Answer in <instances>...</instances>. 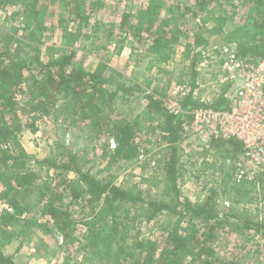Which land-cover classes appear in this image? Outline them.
<instances>
[{
	"label": "trees",
	"instance_id": "trees-1",
	"mask_svg": "<svg viewBox=\"0 0 264 264\" xmlns=\"http://www.w3.org/2000/svg\"><path fill=\"white\" fill-rule=\"evenodd\" d=\"M166 1L146 0L122 17L116 33L113 25L109 31L107 25L91 22L88 7H103L101 0L89 4L85 0H0V10L14 9L12 24L0 26V183L5 187L1 199L14 210L0 217V264H17L4 247L16 238V226L36 224L30 217L34 212L52 221L67 245L66 252L78 244L83 264H248L246 255L222 259L213 245L219 232L227 228L245 243L257 235L264 237V215L258 209L256 214L247 209L252 205L264 208V171L253 181L237 182L235 178L234 163L244 153L243 144L213 141L204 150L203 161L206 171L213 170V185L196 201L184 197L179 187L183 157H189L179 146L188 136L184 121L165 109L163 95L150 92L148 79L139 83L128 78L103 58L89 68L87 56L80 57L75 47L83 39L95 42L108 30L105 49L115 44L116 55H121L122 43L130 39L135 44L133 52H140L146 71L152 72L175 60L192 17L196 24L193 41L184 45L182 58L189 62L193 91L199 88V66L212 39L223 37V44H235L243 59H264V0H192V6L183 0L167 6ZM57 4L61 14L53 28L60 31L63 48L56 53L50 45L48 19ZM243 8L245 16L236 23L234 17ZM218 83L219 93L210 103H203L200 95L190 96L183 103L184 110L226 109V95L233 85ZM21 97L26 99L25 113L31 115L32 133L38 131L37 122L53 115L67 126L84 125L100 144L102 170L108 179L94 175L96 163L79 153L67 151L66 160H40L28 153L20 137ZM131 100L146 102L144 114L156 123L155 130L166 144L159 174L150 178L154 186L162 187L159 197L145 196L137 184L117 185L115 169L124 171L139 162L146 169L151 164L138 141V120L117 110L119 103ZM228 195L234 196V205L242 207L221 211L220 200ZM78 206L90 208L79 221L73 211ZM160 217H164L160 225L163 244L143 236L140 229ZM79 225L85 228L80 237ZM69 256L66 253L62 264H71Z\"/></svg>",
	"mask_w": 264,
	"mask_h": 264
},
{
	"label": "rangeland",
	"instance_id": "rangeland-1",
	"mask_svg": "<svg viewBox=\"0 0 264 264\" xmlns=\"http://www.w3.org/2000/svg\"><path fill=\"white\" fill-rule=\"evenodd\" d=\"M85 1L89 4L98 0ZM101 1L104 2V6L101 8L96 6L88 7V11L91 13V22L92 24L96 22L103 23L107 25L108 30L113 25L116 28V33L119 32L117 28L121 23L122 17L128 13L135 12L146 3V0ZM166 2L167 6H169L173 3L176 4L177 0H167ZM183 2H188L191 6L193 5L192 0H183ZM243 9L236 15V18L234 17L236 23L242 22V16H245L246 12V9ZM13 12L14 9H9L7 12L0 10V26L12 24ZM60 14L59 4L52 6L48 19V24L51 27L50 34L52 35L50 45H53L56 53L63 48L60 40V31L53 28L57 25ZM195 27L196 24L193 18L189 17L185 25V35L182 40L183 45L178 48V55L175 60L168 65L161 66V69H154L152 72L146 71V62L140 52L138 50L133 52L132 48L135 44L130 39L124 44L122 43V45H125V50L121 55H116L115 44L105 49L106 45H108L105 40L108 30L100 33L101 38L95 42L83 39L75 47L78 49L80 57L87 56L89 68H93L103 58L108 61L111 68L124 73L128 78L134 79L139 83H143L145 78L148 79L151 82L150 92H158V95L165 97L173 85L179 84V80H183L189 84L191 79L189 75L191 72L189 62L183 60L182 53L187 41H193ZM212 43L223 44L225 41L221 37L212 39ZM217 64V62L212 63L208 68H203L200 72L199 95L206 101H212L214 96L219 93L218 80L220 68ZM215 75L218 80L216 77H213ZM25 102L26 99L21 97L20 103L23 109L20 111L18 119L23 124V130L20 134L21 143L28 153L40 160L52 158L66 160L67 151L79 153L87 157L92 164L96 163L93 168L94 175L100 180L108 179V173L102 170L104 164H101L100 144L92 140L89 130L84 125H80L79 127L67 126L61 122L60 118L53 115L37 122L38 131L32 133L30 128V124L32 123L31 115L24 111L26 108ZM145 107V101L131 100L130 102L119 103L117 110L119 114L130 120H138V141L146 152L145 159H149V163L155 161L156 165L152 167V164H150L149 167L143 169L144 162H139L124 171L115 169L114 173L119 174L117 185L128 186L137 184L145 196L159 197L162 187L154 186L153 182L155 181L153 179L150 180V178L159 174L160 158L166 144L159 137V132L155 130L156 123L145 116ZM68 135L70 137L69 141L67 139ZM106 141L107 139H105ZM185 143H180L179 146L182 150H187L189 157L186 154L183 157L185 163L184 176L180 179L179 185L184 197L196 201L204 197L207 187L213 185V170L206 171V168L203 166L205 158L204 149L192 136L188 135ZM89 166L91 165L87 167ZM35 168L39 169L37 166ZM216 177H219L218 174ZM233 197V195H228L220 200L219 207L221 211L226 212L230 208L238 209L242 207L233 204ZM262 206L252 205L248 206L247 209L252 214H256V209H258L260 216H262L264 215V208ZM73 211L74 218L79 221L90 213V208L78 206ZM30 217L35 219L36 224L31 227L16 226L14 228L17 232L16 238L4 247V251L8 255H12L17 264H62L66 253L70 255L71 264H83V253L80 252L78 244L68 247L69 250L66 252L65 246L67 247V245L62 235L54 228L52 221L47 220V217L42 216L40 212H34ZM163 220L164 217H160L151 224L144 223L140 228L142 235L156 240L159 244H163L165 236L160 230ZM78 229L80 237L85 232V228L83 225H79ZM213 245L222 259L229 260L246 255L248 256V264H264V237L261 235H257L253 241L245 243L227 228L219 232Z\"/></svg>",
	"mask_w": 264,
	"mask_h": 264
},
{
	"label": "built area",
	"instance_id": "built-area-1",
	"mask_svg": "<svg viewBox=\"0 0 264 264\" xmlns=\"http://www.w3.org/2000/svg\"><path fill=\"white\" fill-rule=\"evenodd\" d=\"M204 53L206 58L200 64L199 71L217 62L220 82L233 85L226 95L228 107L185 111V100L190 96H199V89L193 91L188 83L173 85L161 100L171 115L184 121L183 130L202 149L209 150L212 142L220 139L241 142L244 153L234 163L235 178L237 182L253 181L264 171V59L254 62L239 57L235 44L212 43ZM201 101L206 104L211 102L202 98ZM188 118H191V122ZM67 139L70 140L69 135ZM110 142L111 147L115 148L114 140ZM140 159L144 160V156L141 155ZM151 164L152 167L156 165L155 161ZM4 191L5 187L0 183V217L4 213L14 212L10 204L1 199Z\"/></svg>",
	"mask_w": 264,
	"mask_h": 264
}]
</instances>
